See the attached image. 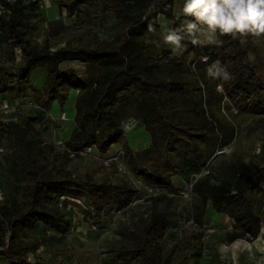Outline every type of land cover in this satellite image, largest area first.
Masks as SVG:
<instances>
[{
	"label": "trees",
	"instance_id": "trees-1",
	"mask_svg": "<svg viewBox=\"0 0 264 264\" xmlns=\"http://www.w3.org/2000/svg\"><path fill=\"white\" fill-rule=\"evenodd\" d=\"M174 2L58 0L59 8L65 9L67 16L89 14L97 24L111 13L115 31L111 39L55 49H51L48 36L37 44L24 28L19 3L8 4V12L1 20L12 43L21 50V76L9 77L7 66L0 64V93L13 90L17 97H22L28 86L37 103L46 109L54 101L63 105L69 93H75L74 126L66 140L75 156L89 146L105 154L114 143H121L131 157L120 125L128 111L141 120L149 135V146L140 154L156 161L164 159L169 166L175 149L198 155L201 151L198 142L216 136L231 139L235 134L232 121L235 113L230 108L237 113L264 115V82L242 43L248 34L217 33V42L202 45L191 43L186 32L181 31L185 36L181 46L185 47L174 51V46L163 40L159 16L170 20V28L177 30L193 19L184 14L175 17ZM150 25L154 31H149ZM68 61L84 63L86 77L77 76L73 69H60L59 65ZM216 61L227 68L232 76L230 81L207 73L208 66ZM36 68L46 72L41 89L27 85ZM224 107L227 116L222 115ZM136 123L134 120L133 126ZM263 170L264 162H257L254 172L239 165L234 173L246 179V183L235 185L211 183L206 177L197 179L193 184L199 200L195 211L197 222L203 223L209 204L255 237L264 213L256 208L258 197L252 190L263 180ZM133 171L149 184L170 187L169 181L155 171L136 167ZM26 181L28 187L19 205L10 209L0 204V256L10 264H68L63 259L47 260L39 256V241L27 234L41 222L60 224L61 219L51 206L61 195L69 193L71 187L83 188L97 206L101 198L109 199L119 191L105 182L80 181L62 162L46 170L29 168ZM121 192L126 194L125 189ZM168 226L164 213L151 212L148 223L137 235L134 256L138 264H164L156 246ZM28 254L32 255V261Z\"/></svg>",
	"mask_w": 264,
	"mask_h": 264
},
{
	"label": "rangeland",
	"instance_id": "rangeland-1",
	"mask_svg": "<svg viewBox=\"0 0 264 264\" xmlns=\"http://www.w3.org/2000/svg\"><path fill=\"white\" fill-rule=\"evenodd\" d=\"M57 1L0 0V64L7 66L9 77L21 76V60L1 20L8 12V4L19 3L24 13V28L39 45L46 36L51 48H55L107 40L114 35L115 20L111 13L97 24L89 14L67 16ZM184 2L175 0L176 16L183 13ZM242 43L264 82V34H248L242 38ZM72 66L65 65L62 70L73 69L77 76L86 77L85 64L77 62ZM36 75L37 72L31 75L32 84ZM229 111L235 113L232 120L235 134L231 139L216 136L198 142L201 148L198 155L175 149L169 166L164 159L156 161L140 154L149 146V135L131 111L120 124L132 151L131 157L121 143H114L105 154L93 147L90 152L75 156L66 146L67 139L52 141L54 130L68 127L62 125V111L58 110L59 115L50 114L37 103L28 86L22 97H17L13 90L2 92L0 204L12 209L22 202L28 187L26 172L29 168L46 170L62 162L80 181L105 182L119 191L109 199L101 198L98 206L78 186L71 187L69 193L55 200L51 207L61 219L60 224L41 222L27 234L28 238L39 241L37 254L42 258L63 259L68 264H138L134 256L137 235L148 223L151 212L159 211L169 221L165 235L156 246L164 264H255L264 256V220L253 237L209 204L202 224L195 216L199 205L193 191L196 176L206 177L215 184H242L246 179L238 177L235 169L243 165L254 172L255 164L264 162V115L237 113L233 108ZM222 115L227 116L225 107ZM134 120L137 123L133 126ZM133 167L157 172L169 181L170 187L149 184ZM262 175L263 180L252 193L258 197L256 208L264 213V170ZM124 189L126 194L122 195ZM258 191L262 194L257 195ZM28 259L33 260L31 254ZM0 264H10V261L0 256Z\"/></svg>",
	"mask_w": 264,
	"mask_h": 264
},
{
	"label": "clouds",
	"instance_id": "clouds-1",
	"mask_svg": "<svg viewBox=\"0 0 264 264\" xmlns=\"http://www.w3.org/2000/svg\"><path fill=\"white\" fill-rule=\"evenodd\" d=\"M183 13L193 19L187 21L182 29L167 28L162 34L164 42L174 46V51H182L185 47L181 46L185 39L181 31L186 32L193 44L217 42V33L233 36L264 34V0H185ZM149 31H154L151 25ZM208 71L225 82L232 79L227 68L221 66L219 61L212 64ZM255 264H264V256Z\"/></svg>",
	"mask_w": 264,
	"mask_h": 264
},
{
	"label": "crops",
	"instance_id": "crops-1",
	"mask_svg": "<svg viewBox=\"0 0 264 264\" xmlns=\"http://www.w3.org/2000/svg\"><path fill=\"white\" fill-rule=\"evenodd\" d=\"M184 13H181L180 15H182ZM178 15V16H180ZM175 17H178L174 14ZM159 23H160V27H161V31L164 33L165 29L167 28H170V25H171V21L170 20H167L165 19L164 17H161V19L159 20ZM163 24V26H162ZM202 45H207V44H210V43H207V42H204V43H201ZM80 63L79 61H68V62H63L59 65L60 69H62L63 66L65 65H70V68H73L72 64L74 63ZM215 62H213L212 64H214ZM84 64V63H83ZM210 64L207 68V73L209 74V67L212 65ZM68 69V68H67ZM214 71V70H213ZM34 72H37V75L36 77L34 78V81H33V84L30 82L31 80V75L34 73ZM45 76H46V72L44 69H41V68H36L34 70H32V72L30 73V77H29V80H28V83H29V86L30 87H33L35 89H41L42 86H43V83L45 81ZM75 93H73L72 91L69 93V96L67 98V100L65 101V103L63 105H59V103L57 102H52L48 108V111L50 112V114H52L54 116V114H58V110L59 111H62V116L61 118L63 119L62 122V125L63 124H67L68 127L66 128V125L63 127V130H54L53 132V137H52V141H58V140H65V139H68V137L70 136V133L73 129V126H74V123H73V115H74V100H75ZM67 108V109H66ZM223 215V214H221ZM226 216V215H225ZM229 218V217H228Z\"/></svg>",
	"mask_w": 264,
	"mask_h": 264
},
{
	"label": "built area",
	"instance_id": "built-area-1",
	"mask_svg": "<svg viewBox=\"0 0 264 264\" xmlns=\"http://www.w3.org/2000/svg\"><path fill=\"white\" fill-rule=\"evenodd\" d=\"M51 49H55V48H51ZM15 51H16V55H17V57H18V59H20V57H21V50H20V48L19 47H17V46H15ZM206 58H203V60H205ZM218 88H220L219 86H218ZM76 93H78V90H76ZM234 112H236L235 110H234ZM92 148H93V146H89V147H86L83 151H81V152H90L91 150H92ZM199 175H204V174H199ZM200 177L199 176H196V179H195V181L197 180V179H199ZM260 194H262V191H258V193H257V195H260Z\"/></svg>",
	"mask_w": 264,
	"mask_h": 264
}]
</instances>
